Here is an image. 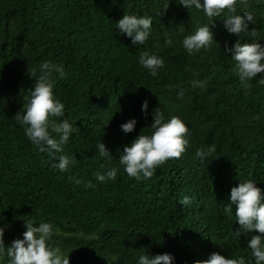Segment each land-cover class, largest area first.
I'll return each mask as SVG.
<instances>
[{"label": "trees", "instance_id": "trees-1", "mask_svg": "<svg viewBox=\"0 0 264 264\" xmlns=\"http://www.w3.org/2000/svg\"><path fill=\"white\" fill-rule=\"evenodd\" d=\"M245 11L253 13L254 23L249 22L248 35L237 37L224 26L226 11L211 25L203 11L188 10L179 0H0V227L5 247L23 239L25 221L51 222L52 246L69 255L70 264H137L140 255L166 253L174 264H195L213 253L251 261V234L236 238L235 206L232 216L224 211L240 181L254 180L264 196V84L259 83L264 74L245 88L225 52L238 39L264 46V0L238 3L236 14ZM125 14L152 18L146 45H132L117 29ZM206 24L216 43L189 55L183 38ZM168 38L171 47L165 45ZM145 51L165 60L157 77L139 63ZM45 61L64 69L54 94L65 105L64 118L77 129L56 154L75 160L63 173L14 119L34 90L31 71ZM193 80L206 86L193 88ZM145 100L147 117L141 111ZM156 109L166 120L185 121L190 142L180 159L138 182L123 171L119 157L139 134H149ZM133 118L136 128L125 134L121 124ZM100 141L114 157L111 164L99 156ZM213 145L216 152L202 162L196 153ZM102 165L120 169L115 181H96ZM88 181L96 187L86 188ZM185 196L191 205L180 203ZM2 264H8L6 254Z\"/></svg>", "mask_w": 264, "mask_h": 264}, {"label": "clouds", "instance_id": "clouds-1", "mask_svg": "<svg viewBox=\"0 0 264 264\" xmlns=\"http://www.w3.org/2000/svg\"><path fill=\"white\" fill-rule=\"evenodd\" d=\"M186 9L203 11L209 21L221 17L224 26L230 34L237 37L248 35L249 22L254 23V15L245 11L242 15L237 13V4L246 6L248 0H179ZM153 20L150 16H137L125 14L118 22L117 29L122 35L131 38L132 45H146L152 35ZM254 34V33H253ZM216 43L210 25L198 27L194 34L183 38L182 45L189 55L199 54L203 49H210ZM167 47L173 45V40L165 41ZM226 53L231 54V60L235 62L236 74L245 88L250 87V82L257 78L258 74H264V46L259 42L241 43L238 39L234 46L226 47ZM139 63L148 70L152 77H157L159 70L164 68L163 57L150 54L145 51L140 55ZM39 71V76H37ZM36 81L34 90L30 91L23 109L14 117L16 123L23 127L27 139L39 150L53 157V167L60 172H67L75 164V160L63 152V146L68 144L71 137L77 131L72 123L65 117V105L54 94L56 78H65V72L61 65L50 61L42 62L38 70L30 73ZM259 83L264 84V76L259 78ZM193 88H204L206 82L193 80ZM183 95V91L179 93ZM149 102L145 100L141 111L147 117ZM154 122L149 128V134H139L130 145H126L123 154L119 157V163L123 165V171L136 181L151 179L157 168L170 160H178L187 151L190 142V130L181 118L173 116L165 119L162 112L157 109L153 112ZM59 121V122H58ZM137 119H130L121 124V130L125 134L132 133L137 125ZM98 153L111 164L113 156L106 145L101 141L97 145ZM216 152L215 146L199 150L196 155L202 162L206 161ZM58 161V162H57ZM117 167L101 166V171L96 172L95 179L100 183L108 180L115 181L118 172ZM77 183H80L77 181ZM86 188H95L92 181L85 184ZM262 190L256 186L254 180L240 181L238 187L231 189V203L224 206L227 215H233L235 206V218L240 225V230L235 231V237L243 234L250 239L247 248L251 250V261H246L243 256L225 258L219 253H213L205 261H196L195 264H264V203H262ZM181 204L189 206L192 203L190 197L185 196ZM26 231L23 239H16L8 248L4 245V231L0 227V264L5 254L8 264H70L69 255L62 253L59 247L52 246V238L55 234V226L51 222L35 224L25 221ZM253 232L259 234L253 235ZM137 264H174L171 254L140 255Z\"/></svg>", "mask_w": 264, "mask_h": 264}]
</instances>
